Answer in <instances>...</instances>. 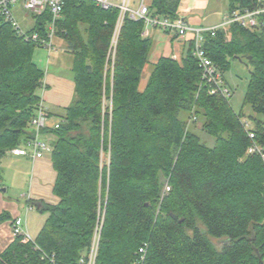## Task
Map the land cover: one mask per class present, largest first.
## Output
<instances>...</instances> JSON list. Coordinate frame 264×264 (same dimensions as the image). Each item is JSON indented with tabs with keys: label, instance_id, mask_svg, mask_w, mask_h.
Returning <instances> with one entry per match:
<instances>
[{
	"label": "trees",
	"instance_id": "1",
	"mask_svg": "<svg viewBox=\"0 0 264 264\" xmlns=\"http://www.w3.org/2000/svg\"><path fill=\"white\" fill-rule=\"evenodd\" d=\"M180 3L147 5L151 16L175 20ZM229 3V13L257 7V0ZM118 19L117 9L66 1L58 37L73 56L74 96L60 111L59 128L55 123L43 131L54 138L50 159L59 201L40 202L38 210L48 216L36 240L14 238L0 264H79L102 213L95 264H133L145 244L144 264H264V163L248 154L243 113L209 93L193 44L182 61L154 64L141 88L152 43L142 36V21L126 18L113 56ZM48 20L36 18L30 32L45 34ZM204 39L222 73L231 59L250 69L244 106L264 149V28L230 25ZM36 49L0 18V190L2 161L33 138L46 76L34 62ZM184 113L202 122L213 147L193 131L183 141ZM163 179L171 192L162 198ZM11 219L0 214V225Z\"/></svg>",
	"mask_w": 264,
	"mask_h": 264
},
{
	"label": "built area",
	"instance_id": "2",
	"mask_svg": "<svg viewBox=\"0 0 264 264\" xmlns=\"http://www.w3.org/2000/svg\"><path fill=\"white\" fill-rule=\"evenodd\" d=\"M67 0H0V18L5 23L11 25L17 35L28 43L34 44L37 48L46 49L49 53L55 52V41L59 39L58 24L62 19L63 10ZM84 1V0H83ZM91 1L103 10L117 9L119 11V19L116 33L112 40L113 56L117 46L119 30L126 18L133 21H142L144 30L142 36L147 38L150 29H159L166 32L168 35L187 38L191 36L192 44L194 45L193 56L197 59L198 66L201 70L203 82L209 88V93L217 95L228 102L233 96V91L227 87L220 68L210 59L204 49V35L207 32H214L218 28L203 29L195 28L189 25L187 20L178 16L175 20L163 18L159 16H151L146 0H86ZM137 5L134 8L132 5ZM23 13L25 16H34L43 18L48 15L49 20L46 25L45 34L39 32L25 31L15 14V9ZM237 25L238 27L249 31H261L264 28V0H257L255 9L238 7L234 11L228 13L225 17L222 27ZM221 27V28H222ZM45 88V85L44 87ZM194 120H196L194 118ZM243 128L251 141L248 149V154L258 155L264 163V149L256 141V134L253 131L252 124L247 120L241 119ZM33 138L30 139L23 147L15 148L10 151V155L15 157H27L32 160H41L46 154L51 153V144L42 138V133L48 128L49 120L45 111L42 100L38 107L37 115L33 120ZM59 128V123L55 125ZM171 192V187L166 183L163 189L162 198ZM32 208L26 207V213ZM101 225L98 221L94 233V239L87 259L82 258L79 264H95L99 249L101 236ZM11 232L13 239L21 237L22 243H34L27 231L25 220L22 216L16 217L11 224ZM147 244L140 248L139 257L133 264H144L146 257Z\"/></svg>",
	"mask_w": 264,
	"mask_h": 264
},
{
	"label": "crops",
	"instance_id": "3",
	"mask_svg": "<svg viewBox=\"0 0 264 264\" xmlns=\"http://www.w3.org/2000/svg\"><path fill=\"white\" fill-rule=\"evenodd\" d=\"M229 4V0H181L178 15L185 18L192 27L219 29L224 24L225 17L229 13ZM16 10H18V8H16ZM17 12L19 15L22 14L19 10ZM28 25L30 26V24ZM31 27L33 28V26ZM31 27L30 30L32 29ZM147 38L152 43L149 55L150 69L162 58H172L179 62L182 61L187 57L192 45L191 36L187 38H178L168 35L166 32L159 29H150ZM44 83L45 88L39 91V95L46 113L50 116L48 126L53 127L55 123L53 124L51 122L53 116H55L54 114L60 113L59 111L67 108L73 99L74 79L71 81V79H65L47 72ZM42 137L44 139H51V136L46 133H43ZM7 157H9L8 160L11 162H15V168L11 170L12 173H15L17 170V165H31V187L28 193L29 203H31V201L34 203L42 201L52 205L58 203V199L53 194L56 172L52 166L50 153L46 154L41 160H32L31 158L15 157L12 155H8ZM4 193L5 192L1 189L0 214L7 212L13 220L18 216H22L18 205L9 201L4 196ZM22 210L26 212V207L24 208L22 206ZM43 225L44 224H42L41 228ZM41 228L36 230L37 232H34L36 236L39 234ZM12 241L11 221H8L0 225V254L12 243Z\"/></svg>",
	"mask_w": 264,
	"mask_h": 264
},
{
	"label": "rangeland",
	"instance_id": "4",
	"mask_svg": "<svg viewBox=\"0 0 264 264\" xmlns=\"http://www.w3.org/2000/svg\"><path fill=\"white\" fill-rule=\"evenodd\" d=\"M148 1L149 0H146V2ZM132 6L134 8L137 7V5L135 4H133ZM17 11L18 10L15 9V14L17 16V19L21 27L25 31L30 30V27L34 26L36 22V17L34 16L27 17L23 13L19 15ZM28 24H30V26ZM55 49H56L55 52L49 53L46 49L37 48L35 50L34 57H33L34 62L45 73L48 72L50 74L61 76L65 79H71V81H73L74 74L71 70L73 56L70 53L66 52L67 51L66 46L62 42H60L59 39L55 41ZM150 68L151 67L148 64V66H146L143 72L142 83L140 86L141 88L145 87V84L151 72L149 71L151 70ZM223 77H224L227 87H229L233 91V96L231 100L229 101L231 108L236 114L243 113V116H242L243 121L248 120L250 122L251 119L249 117L252 114L251 109L249 106H244V100H245V96L247 93L248 82L250 78V69L247 67V65L244 62H241L237 59H231L230 68L229 70L223 73ZM60 113L59 114L57 113V115L53 116L51 123L54 124L60 120V117H58L60 116ZM182 119L187 122L183 141L185 140V137L188 131H193L197 133L201 137V140L207 143L209 147L214 146L215 140L212 137H209L203 131L202 122L200 120L195 121L194 118H192V115L190 116L189 113H184ZM250 123L252 124V121ZM44 140H46L50 144L54 143L53 137H51V139L48 138ZM8 159L9 157H6L2 161V164H1V175L3 176V188L2 189L6 190V192L4 193V196L9 201L14 202L18 205V207L20 208L22 218L27 223L26 225H27L28 234L30 235L31 239L35 241L38 235L36 236L34 232H37L36 230L41 228L42 224H45V221L48 215L46 213H41L34 205H31L29 203L28 193L31 187L30 185L31 184V165L30 164H22L20 166L17 165L18 171L16 170L15 173H12L11 170L12 168H15V162H11ZM163 181L165 184L166 180L163 179ZM22 206L24 208L30 206L32 209L26 214V212L22 210ZM159 208H158L157 213H159ZM101 216L102 217H100L98 221L102 228L103 221H104V217H103L104 214L102 213ZM101 232H102V229H101ZM100 239H101V236H100ZM212 240L218 249H221L223 247L222 241H216L214 239ZM99 245H100V242H99ZM87 257L88 255L82 256V258H85V259H87Z\"/></svg>",
	"mask_w": 264,
	"mask_h": 264
},
{
	"label": "water",
	"instance_id": "5",
	"mask_svg": "<svg viewBox=\"0 0 264 264\" xmlns=\"http://www.w3.org/2000/svg\"><path fill=\"white\" fill-rule=\"evenodd\" d=\"M237 60H239V61L242 62V59H240V58H238ZM2 191H3V192H6L5 189H2ZM34 206H35L37 209H39V208L41 207V204H40V202H39V203H35ZM172 217H173V219L178 220V217H177V216H174V215H173ZM182 222H183V221H180V223H182Z\"/></svg>",
	"mask_w": 264,
	"mask_h": 264
},
{
	"label": "bare ground",
	"instance_id": "6",
	"mask_svg": "<svg viewBox=\"0 0 264 264\" xmlns=\"http://www.w3.org/2000/svg\"><path fill=\"white\" fill-rule=\"evenodd\" d=\"M92 244V243H91Z\"/></svg>",
	"mask_w": 264,
	"mask_h": 264
}]
</instances>
